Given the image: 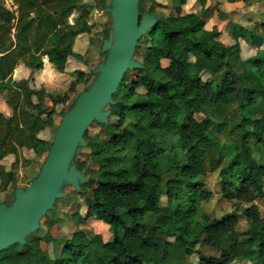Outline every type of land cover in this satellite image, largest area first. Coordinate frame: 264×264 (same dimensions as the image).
Returning a JSON list of instances; mask_svg holds the SVG:
<instances>
[{"label": "trees", "instance_id": "obj_1", "mask_svg": "<svg viewBox=\"0 0 264 264\" xmlns=\"http://www.w3.org/2000/svg\"><path fill=\"white\" fill-rule=\"evenodd\" d=\"M12 1L18 12L15 27V16L0 6V97L13 108L10 117L0 111V160L18 157L23 147L39 152L47 145L39 132L54 125L56 106L76 101L77 87L86 77L83 71L66 70L69 58L84 59L75 52V40L83 32L68 18L78 8L103 11L111 6V0ZM87 1L92 4L86 6ZM178 1L187 5V0ZM156 2L140 1L141 14L160 18L139 40L135 58L142 67L126 73L114 95L117 103L110 106V124L95 122L84 136L87 146L74 159L88 178L77 193L88 206L79 221L108 225L112 240L104 242L83 230L58 240L60 222L45 221L43 235L33 234L25 245L0 253V264H194L187 261L194 255L197 264H233L237 259L264 264V214L253 203L264 197V22L235 29L230 45L216 28H205L206 10L166 17ZM200 2L204 7L205 0ZM97 25L108 39L112 22ZM240 40L256 51L254 57L240 58ZM44 57L59 74L58 85L31 89V75L44 68ZM19 68L29 73L15 74ZM204 72L211 81L202 79ZM197 114L203 118L197 120ZM93 128L99 132L92 134ZM227 132L234 138L222 144L217 133ZM167 135L177 137L180 153L168 154L161 146L158 138ZM207 167L219 169L226 199L249 204L243 209L247 231L237 226V210L213 219L201 215L200 203L212 197L203 188ZM17 168L8 171L0 164L2 191L15 183ZM50 245L63 247L52 257Z\"/></svg>", "mask_w": 264, "mask_h": 264}, {"label": "rangeland", "instance_id": "obj_2", "mask_svg": "<svg viewBox=\"0 0 264 264\" xmlns=\"http://www.w3.org/2000/svg\"><path fill=\"white\" fill-rule=\"evenodd\" d=\"M110 3V1H108ZM91 5L92 2H86L85 5ZM86 5V6H87ZM0 6L9 10L14 16L15 20L13 25H16V18L18 16L17 6L13 4L12 0H0ZM157 11L162 15L168 17L170 14H186L189 11L197 10L198 13H202L206 10L204 20L206 22L205 28L212 30L216 28L221 33L222 40H225L228 44L235 43L233 32L238 28L251 29L254 25L264 22V0L258 2H252L251 4H245L242 1L231 2L229 0H205V5L202 7L200 0H187V5H180L178 0H157ZM88 12V15H86ZM86 20V25L83 22ZM68 21L72 25H76L78 30H82L83 33L78 35L75 40V52H78L77 47L81 48V54L84 55L83 60H77L69 58L67 63V71L74 72L80 70L85 72L86 77L84 81L77 87V94L81 93L94 79L92 74L93 68H96L105 58V54L101 53V47L104 41V37L101 34V29L98 23H107L111 21V16L104 13L102 10H89L78 8L70 15ZM12 29V38L15 42V28ZM264 35V33H263ZM241 46L240 58L247 60L256 55V51L252 49L244 40H240ZM78 45V46H77ZM14 47V46H13ZM11 48V50L13 49ZM44 68L39 71H35L33 79L30 81L29 86L31 89L40 90L42 88L48 89L57 84L55 81L56 70L52 64L49 63L47 57H44ZM164 65L167 63L163 62ZM202 79L206 82L212 80L209 73L204 72L201 75ZM139 92L144 93L145 90L139 89ZM75 98L69 103L68 106L58 105L54 108V125L51 128H44L38 134V138L45 141L47 145L43 150L35 152L33 150L26 149L25 147L18 150V157L15 155H8L4 159L0 160V164L3 165L6 170H14L16 164L18 168L16 172V181L12 184L7 191H2L0 188V203H11L14 199V192L16 188H27L31 181L35 179L47 158L50 147L55 138V132L63 120L64 115L67 113L69 107L74 102ZM47 109H50L49 103H47ZM29 112L31 110L27 109ZM0 111L6 116L10 117L13 114V108L6 103L4 98L0 97ZM231 113H236V103H234ZM197 120L203 118L202 115H195ZM114 121V119H113ZM99 132L98 128H93L91 133L96 134ZM241 132H244L243 130ZM222 144H227L234 136L229 132L225 134L217 133ZM161 146L166 150L168 154L173 152H179L178 139L173 135H167L158 138ZM83 152H87L86 149ZM226 160H224L220 167H223ZM204 189L210 191L212 197L207 201H202L201 215L206 214L210 219L220 218L226 213H231L237 210L239 214L238 228L241 232L248 230L249 222L243 215V209L248 207L249 204L245 202H239L237 200H228L223 196L222 192V177L219 173V169L211 172L210 167H207L205 173ZM67 197L59 200L54 209L47 214V216L41 221L40 229L35 235H43L45 233V221L58 220L60 222L61 232L58 234V240L70 239L74 232L83 230L91 237L100 235L104 242L111 241L113 238V232L110 227L102 222L95 221L90 225H85L79 220H84L87 215V201L85 198L80 197L73 189L68 188ZM264 214V197L258 198L253 202ZM167 204V198L162 197V205ZM170 241H173L171 239ZM62 245L55 249L53 245L49 246V252L52 257L55 254H59L62 249ZM208 255H216L213 250L203 249ZM194 264L199 262L197 255L187 258ZM233 264H250L247 260L237 259Z\"/></svg>", "mask_w": 264, "mask_h": 264}, {"label": "water", "instance_id": "obj_3", "mask_svg": "<svg viewBox=\"0 0 264 264\" xmlns=\"http://www.w3.org/2000/svg\"><path fill=\"white\" fill-rule=\"evenodd\" d=\"M140 1L111 0V6L103 10L112 22L101 47L105 60L92 70L93 83L64 115L38 176L27 188H17L11 203H0V253L25 245L55 204L67 197L66 189L72 187L80 194L88 182L74 163L77 151L87 146L84 136L95 122L110 124V106L117 103L114 95L122 80L127 72L142 67L135 58L139 40L160 20L154 14H141Z\"/></svg>", "mask_w": 264, "mask_h": 264}, {"label": "crops", "instance_id": "obj_4", "mask_svg": "<svg viewBox=\"0 0 264 264\" xmlns=\"http://www.w3.org/2000/svg\"><path fill=\"white\" fill-rule=\"evenodd\" d=\"M191 12H197V10L189 11V12H187V13H191ZM77 46H78V45H77ZM77 50H79L78 53H82V52H81V48H80L79 46L77 47ZM16 73L28 74L29 72H28L27 70L23 69V68H19V69H17V70L15 71V74H16ZM33 75H34V72H33L32 75H31V80L33 79ZM58 80H59V74L56 72V78H55V81L57 82V84H56L55 86H53V87L48 88L47 90L52 89V88H55V87L58 85Z\"/></svg>", "mask_w": 264, "mask_h": 264}]
</instances>
